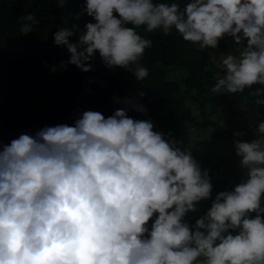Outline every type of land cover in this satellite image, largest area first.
<instances>
[{
	"label": "clouds",
	"instance_id": "obj_1",
	"mask_svg": "<svg viewBox=\"0 0 264 264\" xmlns=\"http://www.w3.org/2000/svg\"><path fill=\"white\" fill-rule=\"evenodd\" d=\"M83 11L95 23L54 35L70 53L67 64L83 72L94 70L98 52L109 70L126 69L143 82L149 69L141 61L153 41L137 29H175L201 49H216L225 36L243 44L236 55H220L224 74L213 94L260 85L251 95H264V0H188L183 7L179 0H86ZM19 21L25 36L39 23L32 13ZM117 103L125 108L107 118L88 110L73 125L0 145V264H264V121L251 142L234 141L244 178L190 225L188 213L212 197L208 171L151 120L129 117V108L147 115L135 98Z\"/></svg>",
	"mask_w": 264,
	"mask_h": 264
},
{
	"label": "trees",
	"instance_id": "obj_2",
	"mask_svg": "<svg viewBox=\"0 0 264 264\" xmlns=\"http://www.w3.org/2000/svg\"><path fill=\"white\" fill-rule=\"evenodd\" d=\"M187 2L179 0L181 7ZM85 6L86 0H0V145L9 144L21 134L34 136L46 126L73 125L88 110L98 111L107 118L116 109L125 108L124 104L117 103L126 98L125 69L109 70L97 52L90 61L94 70L83 72L67 64L70 59L67 47L54 42V35L61 28L73 29V25H77L83 31L87 23H95L83 11ZM28 13L34 14L39 23L25 36L19 31V17ZM137 31L153 41V47L145 51L141 61L149 69L147 79L140 81L145 86L146 100L142 105L147 115L129 108L126 109L129 117L159 123L161 129L156 131L174 137L187 125L194 129L211 126L218 130L212 116L219 114L222 99L230 100L235 106L242 102L252 106L264 99V95H251L257 85L239 94H213L211 88L217 75L209 52L198 44L184 41L175 29L169 35H164L162 29L149 33L141 27ZM78 39V35L69 38L73 43ZM218 46L226 47L225 37ZM62 62L67 64V70L60 68ZM53 67L57 69L54 73ZM176 69L185 71L183 80L168 77V72ZM188 96L197 103L205 120H200L187 105ZM221 134L222 137L231 135L224 129ZM194 158L202 170L208 171L213 185L211 199L202 206L206 211L215 196L228 189V175L221 173L211 160ZM195 222L188 223L195 225Z\"/></svg>",
	"mask_w": 264,
	"mask_h": 264
},
{
	"label": "rangeland",
	"instance_id": "obj_3",
	"mask_svg": "<svg viewBox=\"0 0 264 264\" xmlns=\"http://www.w3.org/2000/svg\"><path fill=\"white\" fill-rule=\"evenodd\" d=\"M226 38V47L218 46L216 49H205L209 52L212 63L214 64V71L216 75H223L222 67L218 66V61L221 54L232 53L234 55L238 54V49L243 46L237 45L232 37L225 36ZM246 45V42H244ZM232 47V48H231ZM215 55V59H213ZM126 78L128 80L127 89H126V98H135V100L143 104L146 100L145 86L136 79L133 73L125 69ZM186 76V73L183 69H176L175 71H169L168 77L176 80H183ZM261 87L257 85L254 92L257 88ZM140 93H144V96L141 97ZM224 96V94H222ZM252 102L250 101V104ZM187 105L192 109L193 113L199 117L200 120L203 119L201 112L196 102L192 100L191 97H187ZM137 113V111L133 110ZM217 112L212 116L213 121H215L218 126V130L213 129V127H207L205 129L192 128L190 125H187L185 128H181L178 131V135L171 137L170 134H165V138L172 139L174 138L178 142H182V149H188L190 146V151L194 157L201 159L211 160L214 162L215 166L220 169L221 173H226L227 177V186L226 191L233 189L245 176V170L240 167V158L236 155V150L234 147V141L239 139L241 141L251 142L256 138V128L258 123L264 121V105L256 103L252 106H245V103H241L239 106H235V103L230 100L222 99L221 104ZM209 117V116H208ZM155 125V130L161 129L159 123H153ZM163 129V128H162ZM222 129L228 131L231 135H225L222 137L220 135ZM217 132H216V131ZM235 132L244 133L241 137H235ZM169 133H171L169 131ZM189 142V143H188ZM188 143L189 146L186 144ZM189 150V149H188ZM232 182H234L232 184ZM231 184V185H230ZM202 201L197 205L198 211L188 213L185 218V221L193 222L202 217L208 210L203 211L204 205H207Z\"/></svg>",
	"mask_w": 264,
	"mask_h": 264
}]
</instances>
